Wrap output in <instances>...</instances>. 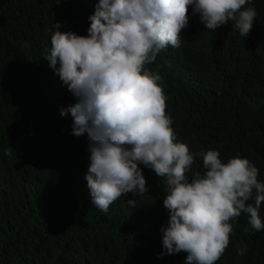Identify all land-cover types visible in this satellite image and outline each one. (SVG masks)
Instances as JSON below:
<instances>
[{"label":"trees","instance_id":"1","mask_svg":"<svg viewBox=\"0 0 264 264\" xmlns=\"http://www.w3.org/2000/svg\"><path fill=\"white\" fill-rule=\"evenodd\" d=\"M96 3L0 0V264H185L186 253L162 246L166 178L140 164L148 191L122 196L108 212L95 208L87 133L73 135L71 115H60L77 100L44 60L51 31L59 23L62 32L87 36ZM248 6L257 15L247 37L231 21L206 29L189 6L180 46L145 65L162 77L176 141L195 156L189 179L205 171L196 154L217 150L222 162L247 158L264 182V0ZM259 213L264 222V203ZM248 219L242 212L230 221L216 264H264V229Z\"/></svg>","mask_w":264,"mask_h":264},{"label":"clouds","instance_id":"2","mask_svg":"<svg viewBox=\"0 0 264 264\" xmlns=\"http://www.w3.org/2000/svg\"><path fill=\"white\" fill-rule=\"evenodd\" d=\"M249 3L98 0L88 35L62 32L57 23L44 56L77 100L61 107L60 115H71L73 135L87 133L90 164L85 179L92 204L108 212L122 196L148 191L140 164L166 178L163 205L169 220L161 227L162 246L167 254L186 253L185 264H216L230 243V221L242 212L253 230L264 229L259 213L264 182L247 158L222 162L217 150L196 154L202 156L205 171L189 179L195 156L187 144L176 141L162 77L145 65L169 45L180 46L189 6L206 29L216 31L231 21L247 37L257 15L254 7H246ZM127 202L136 207L135 200ZM245 248L237 254L244 255Z\"/></svg>","mask_w":264,"mask_h":264},{"label":"bare ground","instance_id":"3","mask_svg":"<svg viewBox=\"0 0 264 264\" xmlns=\"http://www.w3.org/2000/svg\"><path fill=\"white\" fill-rule=\"evenodd\" d=\"M61 140H62V138H61ZM59 142H60V141H59ZM65 142H66V141H65ZM61 144H62V143H61ZM64 145H65V144H64ZM60 146H61V145H60ZM62 147H63V146H62ZM31 148H33V146H32ZM34 148H35V147H34ZM63 148H64V147H63ZM82 148H83V147H82ZM27 149H28V148H27V146H26V150H27ZM57 149H58V148H57ZM57 149H56L55 151H57ZM59 149L62 150L61 147H60ZM59 149H58V152H59ZM28 150H29V149H28ZM28 150H27V151H28ZM82 150H83V149H82ZM24 151H25V149H24ZM62 151H63V150H62ZM66 151H67V150H66ZM58 152H56V153H54V154L57 155ZM64 152H65V151H64ZM87 152H88V151H87ZM25 153H26V152H25ZM59 153H61V152H59ZM62 153H63V152H62ZM62 153H61V154H62ZM61 154H60V155H61ZM65 154H66V153H65ZM58 155H59V154H58ZM60 155H59V156H60ZM54 156H55V155H54ZM59 156H56V158L59 157ZM52 158H53V157H52ZM53 160H54V158H53ZM51 162H52V161H51ZM53 162H54V161H53ZM54 167H55V166H54ZM54 167H52V168H54Z\"/></svg>","mask_w":264,"mask_h":264}]
</instances>
